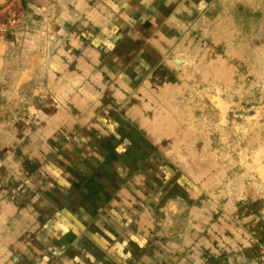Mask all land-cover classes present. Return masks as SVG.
Masks as SVG:
<instances>
[{
  "label": "crops",
  "instance_id": "crops-1",
  "mask_svg": "<svg viewBox=\"0 0 264 264\" xmlns=\"http://www.w3.org/2000/svg\"><path fill=\"white\" fill-rule=\"evenodd\" d=\"M3 1L20 57L0 74L19 98L1 107L0 174L18 181L0 183V264L205 261L209 205L181 151L195 114L176 112L221 0Z\"/></svg>",
  "mask_w": 264,
  "mask_h": 264
},
{
  "label": "rangeland",
  "instance_id": "rangeland-1",
  "mask_svg": "<svg viewBox=\"0 0 264 264\" xmlns=\"http://www.w3.org/2000/svg\"><path fill=\"white\" fill-rule=\"evenodd\" d=\"M2 9L0 74L17 68L20 57L12 29L17 14ZM208 30L207 62L192 91L195 105L176 112L195 114L196 124L186 128L194 140L182 143L181 151L195 152L191 177L209 205L205 261L194 262L264 264V0H221ZM10 87L0 83L1 119H14L12 109L2 111L3 103H19L3 95ZM2 157L0 151V167ZM16 181L0 174L7 188Z\"/></svg>",
  "mask_w": 264,
  "mask_h": 264
}]
</instances>
